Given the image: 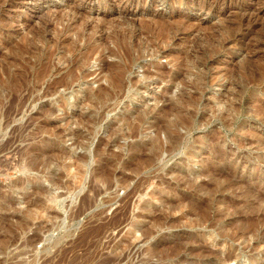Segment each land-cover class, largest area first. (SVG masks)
I'll list each match as a JSON object with an SVG mask.
<instances>
[{"label": "rangeland", "instance_id": "1", "mask_svg": "<svg viewBox=\"0 0 264 264\" xmlns=\"http://www.w3.org/2000/svg\"><path fill=\"white\" fill-rule=\"evenodd\" d=\"M0 264H264V0H0Z\"/></svg>", "mask_w": 264, "mask_h": 264}]
</instances>
